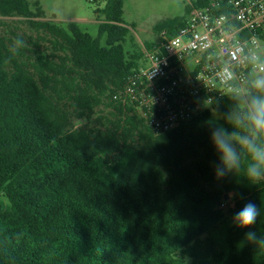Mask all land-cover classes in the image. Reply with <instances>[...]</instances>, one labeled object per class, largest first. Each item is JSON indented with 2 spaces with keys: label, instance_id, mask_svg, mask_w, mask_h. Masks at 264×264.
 <instances>
[{
  "label": "trees",
  "instance_id": "trees-1",
  "mask_svg": "<svg viewBox=\"0 0 264 264\" xmlns=\"http://www.w3.org/2000/svg\"><path fill=\"white\" fill-rule=\"evenodd\" d=\"M98 1L105 6L95 10L93 37L76 22L43 20L39 1L0 0V17L24 18L50 45L28 57L0 36V264H264V248L245 239L264 235V183L214 172L209 124L233 130L213 114L230 101L154 135L138 110L114 98L143 62L124 0ZM211 1L188 0L184 15L154 32L175 36ZM229 193L232 216L249 201L261 215L218 238Z\"/></svg>",
  "mask_w": 264,
  "mask_h": 264
},
{
  "label": "built area",
  "instance_id": "built-area-1",
  "mask_svg": "<svg viewBox=\"0 0 264 264\" xmlns=\"http://www.w3.org/2000/svg\"><path fill=\"white\" fill-rule=\"evenodd\" d=\"M236 41L264 48V0H212L193 9L175 36L163 32L143 50V66L114 98L138 110L154 135L168 133L225 98L219 76Z\"/></svg>",
  "mask_w": 264,
  "mask_h": 264
},
{
  "label": "clouds",
  "instance_id": "clouds-1",
  "mask_svg": "<svg viewBox=\"0 0 264 264\" xmlns=\"http://www.w3.org/2000/svg\"><path fill=\"white\" fill-rule=\"evenodd\" d=\"M13 47L18 51L26 47V41L16 37ZM219 79L227 89L223 96L230 104L226 112L219 113L216 108L213 114L233 130L229 132L218 123L209 124L210 139L219 157L214 167L215 176L219 180L235 174L243 176L250 184L260 185L264 183V48L250 46L247 41L232 43L229 60ZM260 215V208L249 201L235 213L232 222L240 229H247L255 225ZM245 239L264 248V235L248 231Z\"/></svg>",
  "mask_w": 264,
  "mask_h": 264
},
{
  "label": "rangeland",
  "instance_id": "rangeland-1",
  "mask_svg": "<svg viewBox=\"0 0 264 264\" xmlns=\"http://www.w3.org/2000/svg\"><path fill=\"white\" fill-rule=\"evenodd\" d=\"M39 1L46 18L43 20L53 21L60 25H65L68 22L78 23L84 31H87L91 36H98V29L100 19L95 14V10L103 8L104 2L98 0H30ZM188 0H124V21L131 29L135 38V42L143 51L146 42L155 44L159 41L160 35L156 34L153 30L155 24L158 22L177 16L184 15L185 5ZM0 36H3L11 41L13 47L16 37H22L26 41L25 56L33 57V50L36 45L42 48H50L46 42H38L36 34L26 23L24 18L0 17ZM143 66V62L141 63ZM108 110H102L101 114L107 115ZM87 124L83 120H74V127L80 128ZM0 201L6 203V199L0 196ZM234 204L232 199L226 201L225 211L227 218L225 222L219 225L214 235L222 238L225 230L229 226H233V216L228 213V209L233 208ZM207 235L203 236L201 240L205 242ZM186 264L191 263L190 258L184 260Z\"/></svg>",
  "mask_w": 264,
  "mask_h": 264
},
{
  "label": "water",
  "instance_id": "water-1",
  "mask_svg": "<svg viewBox=\"0 0 264 264\" xmlns=\"http://www.w3.org/2000/svg\"><path fill=\"white\" fill-rule=\"evenodd\" d=\"M224 200H225V201L229 200V195H226V196L224 197Z\"/></svg>",
  "mask_w": 264,
  "mask_h": 264
}]
</instances>
